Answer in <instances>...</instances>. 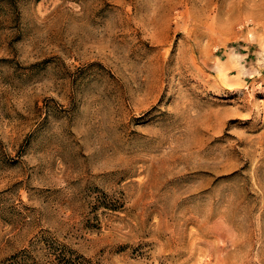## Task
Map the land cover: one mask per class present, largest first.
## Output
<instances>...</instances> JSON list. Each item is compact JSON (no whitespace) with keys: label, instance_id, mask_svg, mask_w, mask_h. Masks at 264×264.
<instances>
[{"label":"rangeland","instance_id":"rangeland-1","mask_svg":"<svg viewBox=\"0 0 264 264\" xmlns=\"http://www.w3.org/2000/svg\"><path fill=\"white\" fill-rule=\"evenodd\" d=\"M0 264H264V0H0Z\"/></svg>","mask_w":264,"mask_h":264},{"label":"bare ground","instance_id":"bare-ground-1","mask_svg":"<svg viewBox=\"0 0 264 264\" xmlns=\"http://www.w3.org/2000/svg\"><path fill=\"white\" fill-rule=\"evenodd\" d=\"M217 68H218L219 70L223 71V66H222V65L218 64V65H217Z\"/></svg>","mask_w":264,"mask_h":264}]
</instances>
